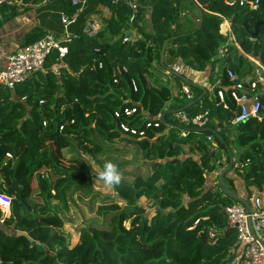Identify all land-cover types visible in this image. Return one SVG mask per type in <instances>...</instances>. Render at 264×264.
<instances>
[{
	"label": "trees",
	"instance_id": "1",
	"mask_svg": "<svg viewBox=\"0 0 264 264\" xmlns=\"http://www.w3.org/2000/svg\"><path fill=\"white\" fill-rule=\"evenodd\" d=\"M242 1L142 0L133 23L136 37L124 41L130 36L131 7L102 0L111 16L100 17L104 27L97 37H88L82 25L62 60L53 52L46 72L15 90L0 89V264H230L239 241L224 209L239 202L224 195L217 182L208 184L207 175L219 170L224 158L230 161L214 131L230 147L234 164L229 172L243 180L250 202L252 190L264 192V107L261 120L233 125L235 107L228 95L232 110L219 104L214 91L212 96V90L172 74L181 87L188 85L193 98L180 92L170 102V88L154 79L153 71L183 63L204 72L220 63L247 78L251 64L244 53L264 64V26L256 38L251 35L256 22L264 20V0L257 9ZM186 9L193 15H186ZM85 11L76 23L84 24ZM19 12L17 6L0 5V29ZM224 18L231 20L234 39L220 32ZM44 35L35 28L25 44ZM222 48L227 49L223 57ZM124 106H137L130 122L146 129L147 138L122 136L115 112ZM178 109L190 115L209 110L210 122L203 128L181 124L172 112ZM164 112V119L158 118ZM149 122L159 126L146 127ZM70 139L91 157L105 151L102 141L136 143L149 168L132 182L120 175V184L112 188L123 204L99 206L106 226L82 228L73 244L65 230L68 223L53 204L69 211L68 194L81 185L85 164L61 161L55 154L57 148L70 147ZM184 145L198 158L187 154ZM142 198L154 209L151 217Z\"/></svg>",
	"mask_w": 264,
	"mask_h": 264
},
{
	"label": "built area",
	"instance_id": "2",
	"mask_svg": "<svg viewBox=\"0 0 264 264\" xmlns=\"http://www.w3.org/2000/svg\"><path fill=\"white\" fill-rule=\"evenodd\" d=\"M109 1L112 5L124 3L131 7L132 14L128 22V33L134 31L136 35L133 23L139 3L142 0ZM228 3L232 4L233 2ZM20 4H22L21 0H0V5L18 7ZM71 4L75 8L74 11L61 17L64 28L63 34L46 33L37 41L20 45L14 53L9 55L6 63L0 66V89L5 87L15 90L19 84L26 82L34 75H37V73L46 72L45 63L51 53L57 52L60 60L68 54L67 43L75 37V34L70 31V26L76 23L83 13L86 7V0H71ZM241 4H250L252 9H257L259 7V0H243ZM223 23H227L228 27L225 32L222 30V33L230 35L234 39L232 25L225 18ZM103 27L104 23L100 17H89L83 24V32L88 37L94 38L102 32ZM128 35H126L124 41H132L133 37ZM95 52L101 53L100 48H96ZM226 52L227 49L222 48L219 51V55L223 57L226 55ZM244 55L251 64V72L245 79L238 76L233 69L225 64L217 63L213 67L214 87L212 90L215 92V97L218 99L219 104L223 105L224 109L232 110L234 105L235 110L231 120V124L233 125H238L250 118L261 120L264 107L262 101V95H264V64L257 57L246 53ZM99 66L102 67V62H100ZM225 78L229 81L228 85L223 83ZM132 87L134 91L138 90L135 80H132ZM181 92L188 99L193 98V93L188 85L184 84ZM227 95L233 102V105L228 104ZM40 103L43 104L44 101L41 100ZM137 112V106H124L115 112V117L120 121L118 129L122 136L136 137L137 139L147 138L146 129L130 122L131 117ZM174 117L176 121L186 126L203 128L210 122V111L205 110L196 115H190L185 110H177L174 112ZM154 125L158 127L159 123H155ZM154 125L152 122H149L146 124V127ZM208 140L214 141V136L208 135ZM10 203L9 200L8 208ZM1 207L6 210L2 205ZM224 210L228 217V224L236 228L238 232L239 246L230 264H264V247L251 236L247 226V217L250 215L252 220L257 221L254 229L262 228L264 232V204L261 198L257 197L252 200L249 213L246 210V206L242 203L228 205Z\"/></svg>",
	"mask_w": 264,
	"mask_h": 264
},
{
	"label": "rangeland",
	"instance_id": "3",
	"mask_svg": "<svg viewBox=\"0 0 264 264\" xmlns=\"http://www.w3.org/2000/svg\"><path fill=\"white\" fill-rule=\"evenodd\" d=\"M185 13L188 16L193 15V13L188 9L185 10ZM227 20L232 25L231 20ZM223 24L220 27L221 33L223 30ZM130 36H132L133 38L136 37L135 32L132 31V33H130ZM181 67H183L181 66V64L177 66L175 65L173 69L184 76H188L191 80L199 78L195 74V72H191L190 68H182L183 70H181ZM153 77L160 83L166 84L170 88L172 93L170 102L177 94L181 92V84L172 76V74L168 70L162 68H160L159 70H154ZM240 77L244 78L243 76ZM170 102L167 105H169ZM144 113L146 112L144 111ZM158 116H161V113ZM233 132V129L229 130L230 139L232 141L234 140ZM70 140L72 144L70 147L65 149L57 148L55 154L61 161L73 160L76 162L81 161L83 164H85V167H83V173L81 175L82 178L80 179L81 182L79 181L81 185H76L68 194L69 211H63L59 202L55 200L53 201V204L57 205V210L60 211L62 215L64 214L66 216L67 220H65L68 223V227L65 230L70 239V243L73 244V242L78 239V234L82 228L89 225L96 227L106 226L103 222V217L98 214L99 206L110 204L112 202H118L121 205L123 204L116 197L112 186L104 184L103 181L99 179V174L103 170L104 164L109 162L113 163L117 167L119 174L129 182H132L138 175H146L149 171V168L147 166L148 162L143 157L142 151L139 149L136 143L128 142L125 140L113 143L102 141L103 145L105 146V151L102 154L91 157L83 154L75 140ZM233 145L235 144L232 143V146ZM184 147L187 154L193 153L194 157L198 158L197 152H191L187 145H184ZM235 158L239 162L238 151ZM226 176L228 177L229 173H226ZM140 202L142 204H146L147 210L149 212V217H151L154 214L153 207L147 204L145 198H142ZM106 218L109 219V217Z\"/></svg>",
	"mask_w": 264,
	"mask_h": 264
},
{
	"label": "crops",
	"instance_id": "4",
	"mask_svg": "<svg viewBox=\"0 0 264 264\" xmlns=\"http://www.w3.org/2000/svg\"><path fill=\"white\" fill-rule=\"evenodd\" d=\"M17 9L20 11L17 16L9 20L0 29V66L4 65L12 53H14L18 47L27 42V35L33 29L39 28L41 31L46 33L63 34V25L61 22V17L68 14L72 10L71 0H21ZM85 15L88 17H110L111 12L102 2V0H86V11ZM83 23L79 20L78 23H74L70 26V31L77 35V31L82 27ZM226 26L227 23H224ZM224 34V33H222ZM226 35V34H225ZM183 66L181 70L187 68L183 63H178L177 65ZM176 65V66H177ZM183 68V69H182ZM212 70V71H211ZM195 72L199 78H195L193 81L201 84L205 89H213V69L210 67L204 72ZM186 76V75H185ZM212 76V77H211ZM188 77V76H186ZM189 78V77H188ZM190 79V78H189ZM212 79V80H211ZM214 95L212 90V96ZM216 144V141H212ZM185 148V147H184ZM186 151V150H185ZM198 153V152H197ZM191 155H194L191 153ZM199 156V154H198ZM197 158V157H196ZM224 158V165L216 172L209 173L207 175V180L209 185L218 183V177L221 171L228 166ZM229 172V171H228ZM227 172V173H228ZM229 188H236V192L242 196H247V190L243 183V180L239 178L235 173L229 172V176L225 179ZM261 198L264 202V192H259L257 190H252V197L250 204L253 199ZM64 218L67 220L66 216L63 214ZM75 237V236H74ZM77 239L73 242L75 243Z\"/></svg>",
	"mask_w": 264,
	"mask_h": 264
},
{
	"label": "water",
	"instance_id": "5",
	"mask_svg": "<svg viewBox=\"0 0 264 264\" xmlns=\"http://www.w3.org/2000/svg\"><path fill=\"white\" fill-rule=\"evenodd\" d=\"M260 26H264V20H259L256 22L255 26H254V30L251 32V35H252V38H256L258 33H259V30H260ZM165 48H166V42L163 44L162 46V49H161V52H160V61H161V64H164V60H165ZM167 70L173 74V75H176V76H179L184 82L190 84V85H194V86H198L202 89H205L204 86H202L201 84L189 79L188 77L182 75L181 73L177 72L175 69H172L170 67H167ZM202 97L200 96L199 99H201ZM195 103V100L190 102L187 106L191 105ZM178 110H181V109H178ZM183 110V109H182ZM177 110H173L172 112H176ZM166 112L162 113L161 116H160V119H164V116H165ZM214 134L215 136L221 140V142L223 144H225L226 146V149H227V152H228V155H229V164L227 167H225L221 173L219 174V177H218V186L219 188L221 189V191L223 192L224 195L226 196H229L231 197L232 199L238 201L239 203H242L246 206V210L247 212L249 213L250 211V202L240 196L237 192H234L232 191L229 186L227 185L226 181H225V174L232 168L233 164H234V156H233V153L230 149V147L226 144V142L224 141V138L220 135L219 132L217 131H214ZM29 209H31L29 207ZM257 224V221L256 220H252L251 216L249 215L247 217V226H248V230L251 234V236H253L254 239H256L257 241H259L262 246L264 247V232H263V229L262 228H259L257 230L254 229V225Z\"/></svg>",
	"mask_w": 264,
	"mask_h": 264
},
{
	"label": "clouds",
	"instance_id": "6",
	"mask_svg": "<svg viewBox=\"0 0 264 264\" xmlns=\"http://www.w3.org/2000/svg\"><path fill=\"white\" fill-rule=\"evenodd\" d=\"M99 179L109 186H118L121 182L117 167L111 162L104 164L103 170L99 174Z\"/></svg>",
	"mask_w": 264,
	"mask_h": 264
}]
</instances>
